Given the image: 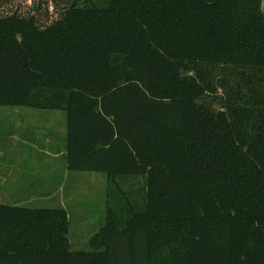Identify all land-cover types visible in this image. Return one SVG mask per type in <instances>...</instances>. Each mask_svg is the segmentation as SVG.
<instances>
[{
	"label": "trees",
	"instance_id": "trees-1",
	"mask_svg": "<svg viewBox=\"0 0 264 264\" xmlns=\"http://www.w3.org/2000/svg\"><path fill=\"white\" fill-rule=\"evenodd\" d=\"M48 5L0 16V107L64 114L104 223L72 251L65 209L0 203V264H264L260 0Z\"/></svg>",
	"mask_w": 264,
	"mask_h": 264
},
{
	"label": "rangeland",
	"instance_id": "rangeland-1",
	"mask_svg": "<svg viewBox=\"0 0 264 264\" xmlns=\"http://www.w3.org/2000/svg\"><path fill=\"white\" fill-rule=\"evenodd\" d=\"M52 1L46 0L49 5L43 9L48 10V15L53 10ZM6 3L0 8V16L14 11L31 12L38 0H7ZM260 10L264 15V0H260ZM13 115L26 118L18 121L20 126H14ZM52 130H57L56 137L63 134L64 114L60 111L0 107V150L5 152L16 142L9 136L15 134L17 140L19 136L25 139L23 143L16 142L19 160L0 164L1 174L8 177L0 184V203L28 209H65L71 250L86 251L91 237L104 223L105 177L97 173L69 172L64 157H53L58 155L57 150L46 146L45 139L51 141ZM39 150L48 154L43 155ZM31 183L34 187L26 189L25 185Z\"/></svg>",
	"mask_w": 264,
	"mask_h": 264
},
{
	"label": "crops",
	"instance_id": "crops-1",
	"mask_svg": "<svg viewBox=\"0 0 264 264\" xmlns=\"http://www.w3.org/2000/svg\"><path fill=\"white\" fill-rule=\"evenodd\" d=\"M13 117H14V120L16 121L14 124L12 123V125H16V126H20L21 124L18 122V121H20V120H23L24 118H26V117H22V116H15V115H13ZM57 117V116H56ZM59 117V116H58ZM60 118V117H59ZM50 133V132H49ZM65 133V135H66V129H65V116H64V130H63V134ZM56 134H57V130L56 131H54V130H52V133H51V141H49V138H47V139H45V138H43V139H45V142L46 143H48V144H46V146H49V147H51V146H54L55 147V149L57 150V152H58V155H56V156H53V157H61V156H63L64 157V155H65V135H64V138H63V134H61V136H58V137H56ZM19 138V140H17V138H16V135L14 134V135H12V136H9V139H11V140H13V141H16L17 143L18 142H21L22 141V143L24 142V140L25 139H23V138H21L20 136L18 137ZM12 143L11 144V147H7V150L5 151V152H2L1 150H0V154H1V157H0V164H2L4 161L5 162H10V161H14V162H17L18 160H19V157H18V155H17V150L19 149L18 147H19V145H17V143ZM35 144H37L36 142H34ZM51 145V146H50ZM32 148H33V150L35 151V150H37L36 149V146L34 147V146H32ZM3 149V148H2ZM39 152H41L40 150H39ZM41 153H43V155H47L48 153H44V152H41ZM52 156V155H51ZM1 172H2V170H0V184L2 183V182H4V180L6 179V178H8V177H6V175L5 174H1ZM32 187H34L33 185H32V183L31 184H26L25 185V188L26 189H28V188H32ZM63 209V208H62Z\"/></svg>",
	"mask_w": 264,
	"mask_h": 264
}]
</instances>
